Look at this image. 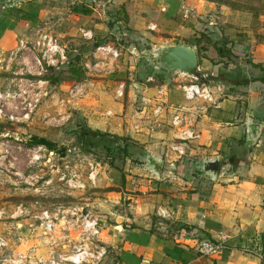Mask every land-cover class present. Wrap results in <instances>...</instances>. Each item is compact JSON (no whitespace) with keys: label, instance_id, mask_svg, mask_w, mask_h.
Masks as SVG:
<instances>
[{"label":"rangeland","instance_id":"rangeland-1","mask_svg":"<svg viewBox=\"0 0 264 264\" xmlns=\"http://www.w3.org/2000/svg\"><path fill=\"white\" fill-rule=\"evenodd\" d=\"M92 4H101V9L102 4L119 3L95 0ZM185 4L172 17L181 24L180 30L169 31L160 20L153 36L141 34L143 40L128 35L127 40L138 42L136 67L152 63L153 48L176 43L183 30L191 31L189 18H193V33L181 41L199 47V67L204 68L205 50L217 55V48H222L233 57L207 59L212 65L222 60L226 71L244 77V63H252L250 49L264 47V0ZM117 27H111L115 41L121 43L117 48L129 45L120 36L124 25ZM105 48L98 50V56L93 50L82 55L76 75L59 69L60 64L48 67L45 62L40 74L20 72L18 64L0 69V264H119L112 242L116 230L131 223L127 220L139 210L134 206L140 168L152 157L166 165L180 160L177 149L171 148L174 141L182 146V156L189 151V140L186 146L174 138L171 117L176 110L157 101L150 90L144 91L147 82L138 89L132 86L131 80L143 81L141 69L130 73L121 64L107 66L104 56L115 55L118 60L121 51ZM164 75L151 84L163 82ZM61 79L71 82L60 84ZM158 102L163 103L161 124L147 131ZM82 129L88 133L81 141ZM96 131L100 134L94 135ZM35 138L48 140L51 148Z\"/></svg>","mask_w":264,"mask_h":264},{"label":"crops","instance_id":"crops-1","mask_svg":"<svg viewBox=\"0 0 264 264\" xmlns=\"http://www.w3.org/2000/svg\"><path fill=\"white\" fill-rule=\"evenodd\" d=\"M92 1L77 4L71 0H0V69L18 64L20 72L24 69L40 74L45 62L48 67L60 64L59 69L72 70L76 75L77 61L89 50L98 56V50L105 48L102 46L115 49L121 45L115 41L111 27L124 25L119 34L129 45L117 48L121 51L118 60L115 55H106L103 62L107 66L121 64L130 73L141 69L143 81L131 80L132 86L138 89L147 82L144 91L150 90L157 101L193 119L198 137L189 140L187 154L182 156V148V153L177 151L180 160L169 165L161 161L158 173L151 171L148 163L140 168L142 176L135 184L138 199L134 206L139 210L127 220L131 223L116 230L112 242L118 263L138 264L141 257H146L152 264H264V47L250 49L252 63H244L247 71L242 78L226 71L223 63L212 65L207 58L218 54L205 50L203 69L212 73L219 69L232 79L206 82L214 105L206 104L202 98L187 100L182 86L189 84L191 77L178 73L183 76L168 79L165 72L151 65H141L139 69L133 60L138 42L127 38L134 35L144 40L141 34L153 36L160 20L169 26L167 30H180L181 24L177 25L172 17L190 0H114L119 4H102L101 9V4ZM189 19L193 23L188 28L193 33L191 25L196 20ZM213 29L216 27L210 31ZM191 31L183 30L178 42L168 44L196 47L181 41ZM44 35L54 41L59 53L43 54L45 46L38 42ZM159 75H164L163 82L151 84ZM69 82L59 80L60 84ZM175 143H171L172 149L182 147ZM229 158L233 162L230 171L222 165L215 176L202 170L205 159L221 163ZM221 234L227 236L223 250L212 256L196 251L202 238L215 239Z\"/></svg>","mask_w":264,"mask_h":264},{"label":"built area","instance_id":"built-area-1","mask_svg":"<svg viewBox=\"0 0 264 264\" xmlns=\"http://www.w3.org/2000/svg\"><path fill=\"white\" fill-rule=\"evenodd\" d=\"M184 17H186V14H184ZM38 44L45 46L43 54L48 52L51 56H53L56 53H59L57 45L51 38L46 37V35L42 36L41 42H38ZM185 75H189L191 77V82L182 86L185 99L193 100L196 98H202L207 101H212L213 98L206 86V82L211 80L213 77L212 72L209 73L197 65L194 72ZM198 75H201V77H198ZM161 105L162 104H158L153 109L152 118L150 119L153 123L146 126L147 131L153 132L161 124L159 122V116H161L162 109ZM174 109L176 111L171 117V124L176 130L174 138L180 143H183L186 140L196 139L198 137V132L194 129L195 126L193 119L188 115H185L184 111L177 108ZM135 127L138 128L139 124H136ZM176 149L179 153H182V147H176ZM226 242L227 236L224 234H221L215 239L202 238L196 245V251L201 255L212 256L223 250L226 246ZM138 264H152V262L146 257H141Z\"/></svg>","mask_w":264,"mask_h":264},{"label":"water","instance_id":"water-1","mask_svg":"<svg viewBox=\"0 0 264 264\" xmlns=\"http://www.w3.org/2000/svg\"><path fill=\"white\" fill-rule=\"evenodd\" d=\"M152 63L151 67L155 70L165 72L168 76H172L177 73L190 74L194 72L198 65L197 49L194 46H189L181 43L166 44L155 47L151 50ZM154 61V62H153ZM201 77V75H198ZM256 121H254V124ZM254 124L251 129L253 130ZM161 160L158 158H151L148 161V166L151 171L158 173L160 170ZM202 170L208 173L210 176H215L218 173L220 165L228 167L227 171H230L233 166L232 158H229L226 162H219L218 159H205L202 162Z\"/></svg>","mask_w":264,"mask_h":264},{"label":"trees","instance_id":"trees-1","mask_svg":"<svg viewBox=\"0 0 264 264\" xmlns=\"http://www.w3.org/2000/svg\"><path fill=\"white\" fill-rule=\"evenodd\" d=\"M197 47V46H196ZM197 49V54H198V57H199V47H197L196 48ZM217 53H218V55H220L221 57H233V55L232 54H230L229 52H225V51H223L222 50V48L220 49V48H217ZM217 64L218 63H220L219 65H221L222 64V62H216ZM198 64H199V59H198ZM214 73V72H213ZM232 79L231 77H229V75H227V74H225V73H222L221 71H219V69H218V71H215V73H214V76L212 77V79ZM234 80V79H233ZM237 81V80H236ZM238 82V81H237ZM236 83V82H235ZM87 131L86 130H81V133H79V140H81L82 141V139H83V137H86L87 136ZM94 133V135L95 134H100V132H93ZM82 135V136H81ZM35 142L36 143H40V144H46L48 147H50L51 148V144H50V142L48 141V140H46V139H44V138H35Z\"/></svg>","mask_w":264,"mask_h":264},{"label":"bare ground","instance_id":"bare-ground-1","mask_svg":"<svg viewBox=\"0 0 264 264\" xmlns=\"http://www.w3.org/2000/svg\"><path fill=\"white\" fill-rule=\"evenodd\" d=\"M73 258H74L75 260L77 259L76 257H73ZM73 258H72V259H73Z\"/></svg>","mask_w":264,"mask_h":264},{"label":"flooded vegetation","instance_id":"flooded-vegetation-1","mask_svg":"<svg viewBox=\"0 0 264 264\" xmlns=\"http://www.w3.org/2000/svg\"><path fill=\"white\" fill-rule=\"evenodd\" d=\"M81 133V132H80ZM82 136V135H81Z\"/></svg>","mask_w":264,"mask_h":264}]
</instances>
